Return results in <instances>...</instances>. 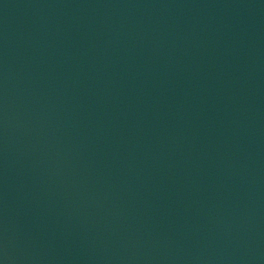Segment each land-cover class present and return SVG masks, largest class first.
<instances>
[{"label":"water","instance_id":"1","mask_svg":"<svg viewBox=\"0 0 264 264\" xmlns=\"http://www.w3.org/2000/svg\"><path fill=\"white\" fill-rule=\"evenodd\" d=\"M0 264H264V0H0Z\"/></svg>","mask_w":264,"mask_h":264}]
</instances>
